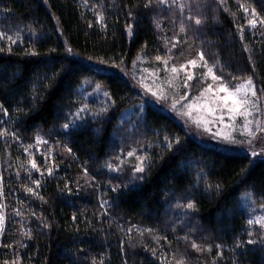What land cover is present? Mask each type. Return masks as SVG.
Instances as JSON below:
<instances>
[{"label":"trees","instance_id":"trees-1","mask_svg":"<svg viewBox=\"0 0 264 264\" xmlns=\"http://www.w3.org/2000/svg\"><path fill=\"white\" fill-rule=\"evenodd\" d=\"M186 2L192 4L193 16L207 19L199 31L197 26L185 21L187 42L174 49L168 45L171 55L165 59H191L202 50L208 64L214 66L218 75L223 74L228 84L255 73L253 79L257 88H264V56L259 55L264 49L261 35L264 27L253 35L237 0H226L228 11H224L217 0ZM240 2L255 7L257 13L264 16L262 0ZM94 5L97 6L95 12H101L106 18L107 33L99 27ZM128 11L134 18L127 15ZM187 11L185 9V13ZM184 15L175 8L165 10L164 6L155 4L151 9L145 8L143 0H89L87 8L84 0H48L47 3L44 0H0V31L9 34L20 31L24 41L22 45H14L11 54L0 53V103L8 109L7 116L0 113V121L9 133L15 131L19 136L16 140L10 135L0 136V173L2 171L6 202L5 233L0 236V242H13L25 258L23 264H91L93 258L97 264L100 260L103 264H161L152 256L153 249L158 255L168 253L169 264H178L182 258L184 264H212L213 257L221 250L223 255L216 258L215 264H264L262 246L246 244L248 218L240 206L242 194H251L255 204L261 205L264 159L201 144L171 116L150 105L133 131L126 130V126L120 130L121 124H127L123 121L125 111L142 100L128 79L99 70L101 66L87 59L123 56L127 64L147 53L148 60L157 61L155 56H163L165 52L161 36L183 35L179 25ZM89 22L92 27L88 26ZM125 22L136 25L134 36L125 33ZM237 24L245 25L244 42L239 39ZM244 44L253 50L252 62L247 59ZM33 47L39 55L25 56L22 49L31 51ZM66 48H71L72 53H67ZM51 49L55 52L51 53ZM51 56L71 66L73 71H59L55 80L47 82V91L37 108L29 109L27 104L31 102L33 85L40 84L45 74L61 67L59 63H48ZM253 63L255 68H252ZM88 68L92 71H87ZM229 76L236 79L229 80ZM85 84L101 86L116 99V105L102 125L89 119L85 127L65 137L61 135L65 113L85 102L93 111L106 106L86 101ZM258 94L264 99V93ZM17 108L24 111L18 112ZM124 131L129 132H125V138ZM37 135L49 144H37ZM165 136L179 137L183 150L177 153L175 144L165 150L162 143ZM53 138L58 143L53 144ZM29 145L32 146L29 148L33 153L31 157L24 151ZM65 145L72 148L74 155L67 152ZM49 146L50 163L54 159L56 165L53 177L47 175L41 155ZM120 147L125 153L132 148L138 153L148 151L154 166L148 178L139 182V187L129 184L127 189L121 186V190L115 192L109 190V181L120 184L123 180L128 184L132 175L127 159L121 173L110 172L106 167L109 162L113 167L117 165ZM31 159L44 171L43 176L31 170L29 178ZM132 160L134 162V158ZM84 168L88 170V177L83 176ZM201 173L207 174L209 182L219 183L222 191L205 192L204 179L197 180ZM93 176L99 187L84 185L77 192L73 183L71 195L60 191L66 181L80 179L83 185L84 179ZM117 176L120 178L115 179ZM37 178L41 180L39 192L47 203L27 192L28 187H35L32 180ZM101 198L111 205L103 216ZM189 199L196 200L198 211L186 215L176 207V202L186 203ZM15 210L22 214L17 216ZM33 211L36 216L31 215ZM73 215L76 221L71 219ZM41 220L53 227L44 228ZM128 227H132V232L126 235ZM29 228L32 239L23 235ZM137 228H153L154 231L140 235ZM155 237H160V246L154 242ZM18 240H23L27 247L20 248L15 243ZM192 241L201 246L211 244V253L196 251L191 247ZM238 241L245 242L244 247L237 248ZM10 255V249L0 248V260L9 259Z\"/></svg>","mask_w":264,"mask_h":264},{"label":"snow or ice","instance_id":"snow-or-ice-1","mask_svg":"<svg viewBox=\"0 0 264 264\" xmlns=\"http://www.w3.org/2000/svg\"><path fill=\"white\" fill-rule=\"evenodd\" d=\"M45 3L48 2V0H44ZM219 6H223L224 11H228V8L226 6V0H217ZM89 0H84L85 7H88ZM156 6H164L165 10H171L173 8L179 10L184 15V21H181L179 25V31L183 35L174 34L169 37L161 36V39L165 41L164 48L165 52L164 55H156L155 59L157 61H163V69L166 71V73H170L168 76V83L175 87L173 85V81H175L178 78L179 73L181 70L184 71V79H183V87L185 89L184 94L179 96L178 98L176 96L170 97L165 90L162 87H152L149 86L148 83L145 82V78L143 75H137V73L133 72L131 79L136 80L137 84L142 87L143 92L147 94L146 96H142V99H145V103H147L148 99H153V102L160 101L164 103H169L170 107L173 112L178 113L181 116H188L191 117L192 113L191 111L184 110L186 107L191 109L194 107L199 106V108L203 110H207L210 116H215L217 112L220 113V116L218 118L217 123L224 124V129L221 130L217 128V130H213L212 127L209 126L210 123H212L211 120H200L197 119L194 121L197 127L203 128V131L205 133H209L211 138L217 141V144L220 146H223L225 150L233 151L240 148H243L246 153H250L251 157H260L264 158V148L257 150L256 149V143L257 138L259 137V141H264V100H261L258 92L264 93V88H257V84L253 79V76L255 73H253V76H247V78L244 80L243 83L236 84L232 87L228 86V83L225 82V77L223 74L218 75L217 71L214 70V66H211L208 64V61L205 58L204 52L201 50L199 51L195 57L191 59H187L183 63H181L179 66H168V61L165 59V56L171 55V49L168 48V45H171V48H176L178 45L184 44L187 42L188 38V32H187V24L186 22H189L190 24H193L197 26V30L199 31L200 26H202L205 23V17H201L199 15L193 16L191 14V8L192 4L190 2H186V0H143V7L151 9L153 5ZM238 8L242 9L245 14V19L247 21V25L250 26L253 35L256 34V31H258L261 27H264V16H261L257 13L255 7H249L245 4L241 3L240 0H237ZM140 4H137V7H140ZM97 6H93V11L95 12V8ZM199 7V5H197ZM262 7H264V0H262ZM185 9H187V13H185ZM5 11H8L7 9ZM127 15L129 17L134 18V14L131 11H128ZM96 20L99 24L100 29L107 33V29L109 27L105 16L101 12H95ZM89 27H92L93 25L91 22H89ZM136 25L134 24H128L125 22L124 30L125 33L128 36H134V28ZM157 28H160V25H156ZM244 29L245 25L243 24H237L236 30L239 33V39L241 42L245 41L244 36ZM62 34V33H61ZM35 35V33H33ZM261 35L264 36V32H261ZM0 42H3L0 44V53L7 52L9 54L13 53V46L14 45H22L23 44V38L20 31H16L14 34H9L6 31H0ZM147 45H145V48ZM244 50L248 52V61H253V54L249 46L247 44H244ZM24 51L25 56H31L36 57L39 55V52L33 47L31 51ZM51 53L55 52V49L50 50ZM66 52L71 54L72 49L66 48ZM259 55L264 56V49H261L259 52ZM142 58H148L147 53H144ZM90 62L95 63L98 66H101L99 70H103L104 66L111 67L114 69H119L123 75L127 76L128 72L125 71V69L128 68H135V61L129 60L127 64L124 63L123 56L120 58L115 57H109L107 60L105 59H97L93 61L92 57L87 58ZM48 63H59L61 67L58 69V71H54L51 74H45L43 77V81L40 84H34L30 96V103L27 104L29 109H36L38 106L39 101L44 96L45 91H47L48 83L49 81L55 80L57 78L58 72L63 71L65 73H71L73 71V68L71 66L64 65L63 61H56V58L54 56H51L48 60ZM121 64H124V67L121 68ZM189 67L191 68V71L189 70ZM201 69V77L210 76L211 81L213 83H208L207 86L203 89V94L200 97L195 98V100L192 103H188L187 105L180 103L181 101H187L188 96L191 93V86L189 84L190 81H192L195 77V70L197 68ZM252 68H255V64H252ZM206 69V71H204ZM87 71H92L91 68L86 69ZM223 66H221L220 72L222 73ZM153 77L155 79H159L158 76H156V73H153ZM229 80L236 79L234 76H229ZM199 82V81H198ZM216 82H219L218 84ZM96 93H99L100 89L99 86L96 88ZM103 96L105 97V104L106 106H102L98 111H93L92 107L89 105V103L85 102L82 104H77L74 110L65 113V119L66 122L61 125L62 133L61 135L65 137H70L71 133L73 131H76L80 128L85 127L88 124L89 119L94 123L103 124L105 120L108 118L109 112L115 107L116 105V99L113 98L112 94L105 91L103 92ZM202 101V103H200ZM179 105V107H177ZM138 110H143V105L140 106ZM18 112H23L24 110L22 108H17ZM225 112L227 116L229 117L230 121L232 123L225 124L224 123V115ZM0 113H3L5 116L8 115V109L4 107L3 103H0ZM257 115H259L262 119H257ZM238 117H242V123L239 126V130H237V127L235 125V121ZM3 121H0V136L8 137L9 135L13 140H16L19 138L17 132L9 133L7 128H3ZM145 123L147 121L145 120ZM36 143L37 144H49L47 140H45L43 137L37 135L36 136ZM7 142V141H6ZM53 144L58 143V141L53 138ZM163 147L165 150L172 149L173 145H177L176 152H180L183 150L181 141L179 137L177 136H165L163 138ZM32 147L31 145L24 148V151L28 153L29 157L33 155L32 152L29 151V148ZM66 147V150L68 153L73 154V150L71 147ZM149 148L152 147V145H148ZM120 155L116 157V160L118 161L117 165L113 167V165L109 162L107 163L106 167L110 172H116L121 173L123 169L125 168L124 160L127 159L129 161L127 167L128 170L132 173L131 179L129 180L128 184H125L123 180H121L120 184H112L111 180L109 181L108 187L109 190L119 192L121 190V186L124 189H127L129 187V184H132L136 187H139V182H142L146 180L149 176L151 168L154 166V161L152 158H150V154L148 151H144L142 153H138L136 148H132L131 150L124 152L123 147H120L118 149ZM50 153H51V146L47 148L44 152L41 153V155L44 156V166L45 170L47 172V175L49 177L54 176V168L55 160L52 159L50 163ZM154 155V154H153ZM134 158V162L132 160ZM31 165V169L28 170L29 178L31 179L32 172L31 170H35L40 173V176L44 175V171H41L40 166L37 164L35 159H31L29 161ZM17 175H19V172H17ZM83 176L88 177V170L87 168L83 169ZM120 177L117 176L115 179H119ZM201 178L205 181V192H212L214 194H218L220 191H222V186L219 183L213 184L208 181L207 174L201 173L197 180L199 181ZM96 181V177L93 176L90 179H84L83 185L81 184L80 179H76L74 181H66L64 183V186L62 189H60L61 192H67L69 195L73 193L72 184L75 183L76 185V191L79 192L80 189L84 185H88L90 187H99L98 183H94ZM32 183L35 185V187H28L27 192L31 194L34 197L39 198L41 201H44V197L40 194L39 189L41 187V180L39 178L33 179ZM3 177L0 176V197H3ZM261 198V207L264 208V195L260 196ZM246 199L252 201L254 203V200L252 199L251 194H249ZM47 203V201H44ZM109 201L101 198L100 200V208L103 210L101 212V215L107 213L108 208L110 207ZM176 207L180 208L184 211L186 215H191L193 213H196L198 211V205L195 199H189L186 201V203H181L179 201L176 202ZM5 208L6 205L0 201V236H3L5 233V220H6V214H5ZM252 211H255V208L253 207ZM15 214L17 216L21 215L22 213L19 210H15ZM32 216H36V212L33 211L31 213ZM73 221L77 220V217L75 215L71 218ZM41 224L44 228L51 229L53 226L52 224L46 222V220H41ZM247 225L249 226V229L247 231V235L249 236V239L246 241L247 245H261L262 250H264V215H256L252 218L247 219ZM154 231L153 228H147V229H140L137 228V232L140 235H143L145 232L152 233ZM132 232V227H128L126 229V235L130 234ZM24 236H26L28 239H32V230L29 228L28 231L23 233ZM254 236H258L259 238H252ZM166 239V237H165ZM185 240L188 239L187 236L184 237ZM160 237H155L154 242L157 244V246H160L159 244ZM16 244L19 245L20 248H26L27 244L23 242V240L15 241ZM245 242L238 241L236 243L237 248L244 247ZM147 249L148 245H144ZM191 247L193 249H196L198 252H204L207 251L211 253L212 251V245L209 244L207 246H201L197 244L195 241H192ZM217 248H221L220 245H216ZM0 248H7L11 250V255L9 259L0 260V264H23L24 257L19 254L17 249L13 246V242H0ZM153 257H156L161 261V264H169L167 260L168 253L162 252L159 255L157 254V251L155 249L151 252ZM223 255L222 250L219 251L216 255V257H213L212 264H215V260L217 257H220ZM173 259H175V256H173ZM91 264H97V261L95 258L92 259ZM99 264H103V260L99 261ZM126 264V262H125ZM178 264H184L183 258L178 262ZM235 264V262H234Z\"/></svg>","mask_w":264,"mask_h":264},{"label":"rangeland","instance_id":"rangeland-1","mask_svg":"<svg viewBox=\"0 0 264 264\" xmlns=\"http://www.w3.org/2000/svg\"><path fill=\"white\" fill-rule=\"evenodd\" d=\"M142 57L143 55H140L136 59L135 68L125 69V71L128 72L127 76L123 75V73H121L120 70H116V69L103 68V71L108 72V73H118L122 75L124 78L128 79L129 82L134 87L137 95L140 98L142 96H146L147 94L143 92L142 87H140L137 84L136 80L131 79L133 72L137 73V75H143L145 78V82L148 83L149 86H152L154 88L162 87L170 97L176 96L178 98L179 96L184 94L185 89L183 87V79H184L183 70H181V72L179 73L178 78L175 81H173V85H175V87H173L172 85L168 83V76L170 75V73H166V71L163 69L162 67L163 61H151V60H148L147 58H142ZM186 60L187 59H178V60L171 61L168 59L167 61H168V66L171 67L173 65L179 66L181 63H183ZM189 70L191 71L190 67H189ZM204 71H206V69ZM154 72L156 73V76L159 77L158 80L153 77ZM195 77L196 78H194L192 81L189 82L191 86V93L188 96L187 101H181L180 103L185 104V105H187L188 103H192L195 100V98L200 97L203 94V89L207 86L208 83H213L211 81L210 76L201 77V69L199 67L195 70ZM243 82L244 80L239 81L234 84H228V86L232 87L236 84H240ZM216 83L218 84L219 82H216ZM84 86L85 87L83 88V92H84L86 101L88 102L97 101V102L105 104V97L103 96V92H105L106 90H104L101 86L97 84H93L91 86H86L85 84ZM97 86H99V89H100L99 93H96L95 91ZM258 95L261 100H264L261 94H258ZM141 100H142L141 102L133 105L127 111H125V113L123 114V117H124L123 121L126 122L127 124L126 125L121 124L122 127L119 128L120 130L124 129L126 126L125 128L126 130H128L129 132L133 131L138 121H140L143 115L145 114L146 107L150 105L154 108H157L167 113L169 116H171L176 122L179 123V125L187 132L188 135L196 139L201 144L225 150L223 146L218 145L217 141L211 138L209 133H205L203 131V128L197 127L196 124L194 123V121L197 119H200L202 121L211 120L212 123H210L209 126L212 127L214 131L217 130V128L221 130H225L224 124L217 123L218 118L220 116L219 112H217L215 116H210L206 109L202 111L199 108V106L191 108V109L186 107L184 110L191 111L192 113L191 117L181 116L178 113L172 111L169 103H164L160 101L153 102V99H148L147 103H145V99L141 98ZM200 103H202V101H200ZM141 105H143L142 111L138 110ZM177 107H179V105ZM257 119H262V118L259 115H257ZM242 120H243L242 117H238L237 120L235 121L237 130H239V126L242 123ZM224 123L225 124L232 123V121H230L229 117L227 116L226 112L224 115ZM125 132L126 131H124L123 138H125V135L127 133ZM132 140L137 141L136 138ZM257 141L258 142H255L256 149L259 150V149L264 148V141H259V137L257 138ZM225 151H228V150H225ZM228 152L243 153V154L250 155V153H246L243 148L233 150V151H228ZM256 158H260V157H256ZM0 176H2V171L0 173ZM3 193H4V187H3ZM248 195L249 194L240 195V206L246 211L247 218L249 219L256 215H264V208H262L261 205H257L255 204V202L252 203V201L246 199ZM0 201H2L6 205L4 195L3 197H0ZM253 207L255 208L254 212L252 211ZM5 214H6V209H5Z\"/></svg>","mask_w":264,"mask_h":264}]
</instances>
